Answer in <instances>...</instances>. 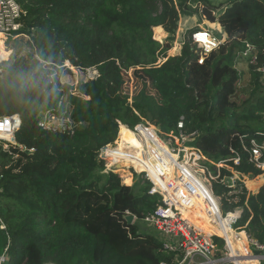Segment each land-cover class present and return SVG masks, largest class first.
Wrapping results in <instances>:
<instances>
[{
  "label": "trees",
  "instance_id": "trees-1",
  "mask_svg": "<svg viewBox=\"0 0 264 264\" xmlns=\"http://www.w3.org/2000/svg\"><path fill=\"white\" fill-rule=\"evenodd\" d=\"M17 1L24 11L21 33L30 39L27 54L0 63V116L22 118L15 143L0 142L6 264L173 261L156 232H141L125 219L127 211L141 218L160 203V195L149 193L151 182L133 170L134 183H123L99 158L122 129L129 130L125 142L141 151L130 130L145 122L163 135L197 133L195 146L219 174L212 186L224 213L241 208L234 227L264 244V183L249 192L243 180L264 173L249 151L252 139H264V0H232L221 8L210 0ZM200 1L207 19L221 25L223 41L202 63L201 49L189 40L169 55L181 17L194 15ZM154 29H164L166 41L155 39ZM65 62L98 75L64 83L63 74L71 73ZM244 62L247 84L238 67ZM44 111L76 126L45 129L39 124ZM121 144L117 151L141 164V152ZM235 172L241 178L235 187L221 181ZM188 209L202 230L221 236L197 205Z\"/></svg>",
  "mask_w": 264,
  "mask_h": 264
},
{
  "label": "built area",
  "instance_id": "built-area-1",
  "mask_svg": "<svg viewBox=\"0 0 264 264\" xmlns=\"http://www.w3.org/2000/svg\"><path fill=\"white\" fill-rule=\"evenodd\" d=\"M23 14L24 11L17 0H0V36L10 35L12 38L23 36L30 39V36L21 33ZM187 40L201 49L199 63H202L205 55L221 42L210 29L204 27L194 29L189 33ZM161 62L160 59L159 63ZM91 69H94L98 75L95 68L87 70ZM60 118L54 113L44 111L39 124L45 129L66 131L73 130L76 126L68 116L61 118L66 119L65 123H62ZM21 123L22 118L18 113L0 116V142H3L5 147L15 143V132ZM139 126L142 125H137L136 129L132 130L144 146V166L133 160V154L128 158L127 153L117 151L122 145L120 143L121 130L113 143L102 147L99 158L103 161L106 171L119 172V169L132 168L141 173L151 182L149 193L160 195V203L155 208L149 210L141 218L133 214L132 222L135 223L137 219H141L152 226L162 242L163 249L174 253L171 263L163 261L160 264H240L241 259L246 257L255 258L257 264H264V244L252 238L246 230L239 229L240 232L246 234L250 253H237L233 251L225 237L200 229L186 214L188 208L192 205L196 206V200L205 196L222 218L230 213H236V217L230 222V226L235 230L238 228H235L234 224L242 213L241 208L224 213L221 197L215 194L212 186V181L218 178L219 174L214 175L206 163L211 161L195 146L197 133L185 134L180 129L177 135H163L153 127L143 125L150 129H138ZM178 126L182 128L183 123L180 121ZM249 151L250 161L264 171V139L261 141L252 139ZM149 158L153 161L150 162ZM127 159L131 162L127 166H120V163L126 162ZM234 162L239 164V157L235 158ZM220 165L223 164H217L218 167ZM238 179L241 178L235 172L233 176L223 178L221 181L225 180L231 187H235ZM130 214H132L130 211L126 212V215ZM0 229H6L1 219ZM215 236L224 239L225 243L223 245L217 243ZM8 245L7 243L3 250L1 248L0 264H6L8 260Z\"/></svg>",
  "mask_w": 264,
  "mask_h": 264
},
{
  "label": "rangeland",
  "instance_id": "rangeland-1",
  "mask_svg": "<svg viewBox=\"0 0 264 264\" xmlns=\"http://www.w3.org/2000/svg\"><path fill=\"white\" fill-rule=\"evenodd\" d=\"M210 1L214 6L221 8L225 3H228L229 1H232V0H210ZM202 3H203L202 1H200L199 3L198 2L193 3V7L195 9H198V11H196L194 15H191V16L183 15L181 17L180 22H179V28L177 30L173 46L169 50V55L179 54L181 52L183 43L187 41L188 39L189 33H191L197 27L210 28L212 31L215 32L216 36L219 38L224 36V31L221 25L218 22L212 23L207 19V16L203 12L204 6H202ZM165 35L166 36L164 38H161L159 36V32L155 33V29H154V38L159 40L160 42L166 41L168 34L166 33ZM28 40L29 38L23 37V36L18 37V38H12L11 36H5V35L0 36V62L4 59H8L9 57H12V55L15 56V55L27 54L29 51V47L27 45ZM220 40L223 41L222 39ZM68 64L69 62H65L64 66H67L71 70V73L63 74V76L61 77V81L64 83H69L71 85H77L78 82L82 80H89L97 76L96 73L94 72V69L81 71L79 69H76L73 66H69ZM238 67L246 71V74L244 76V82L245 84H247L249 81L247 63L245 62L241 63L238 65ZM133 89L134 87L132 86V81H131V91H130L131 94H132ZM65 117L66 116H63L61 118H65ZM61 118H60L61 122L65 123L66 119H61ZM139 125H142V126L144 125V126L153 127L157 129L155 125L149 124L147 122L140 123ZM136 127L137 126H135V128H132V129H136ZM126 130L128 129H122L120 131V143L124 142L128 148L141 152L140 149L125 142L124 133ZM139 157H140V163L144 164V157L141 155ZM122 163H125V162H122ZM122 163H120V166L124 167V166H127L130 163V161L127 160L126 165H123ZM118 171H119L118 173H120V177L122 178L123 183H130V185L134 183L135 176H134V171L132 168L119 169ZM243 180L249 192H252V190L256 188L258 191L261 185L264 183V173L256 177L246 176L243 178ZM200 206L202 208L201 203H200ZM203 210L204 209H202V211ZM135 223L139 226V229L141 232H152V233L156 232V230L152 226H150L149 224H147L141 219H137ZM237 230L240 231L239 228ZM237 239L238 241H240V237H237Z\"/></svg>",
  "mask_w": 264,
  "mask_h": 264
},
{
  "label": "bare ground",
  "instance_id": "bare-ground-1",
  "mask_svg": "<svg viewBox=\"0 0 264 264\" xmlns=\"http://www.w3.org/2000/svg\"><path fill=\"white\" fill-rule=\"evenodd\" d=\"M159 32V36L163 37L164 32L157 31ZM10 36V35H7ZM70 64V63H69ZM70 66V65H69ZM138 129H150L146 128L144 126H139ZM130 132L135 136L137 141L140 143L142 150H141V156L144 157V146L141 143L140 139L136 136L133 130H130ZM150 162H152V158H149ZM123 165H126L127 163H122ZM207 189V187L205 186ZM207 199V201H206ZM210 200L205 196L201 197L200 200H196V205L198 206L199 210L201 211L202 215L209 220L211 223H213L219 230L221 236L225 237L230 246L232 247L234 252L241 253V254H249L250 249L247 241V237L245 232H240L235 230L230 226V222L233 220L234 217H236V213H230L227 217H221L217 210L210 205ZM200 203L203 205V211L200 206ZM191 212L189 210L186 211V214L188 217L191 219V221L199 227L198 223L196 222L195 218L190 214ZM200 228V227H199ZM201 229V228H200ZM228 236V237H227ZM237 237H240V241H238ZM240 264H257V260L255 258H249L246 257L244 259H241Z\"/></svg>",
  "mask_w": 264,
  "mask_h": 264
},
{
  "label": "water",
  "instance_id": "water-1",
  "mask_svg": "<svg viewBox=\"0 0 264 264\" xmlns=\"http://www.w3.org/2000/svg\"><path fill=\"white\" fill-rule=\"evenodd\" d=\"M125 219L127 220V222H128L129 224H131V223L133 222L134 215H133V214L126 215ZM0 254H1V245H0Z\"/></svg>",
  "mask_w": 264,
  "mask_h": 264
},
{
  "label": "crops",
  "instance_id": "crops-1",
  "mask_svg": "<svg viewBox=\"0 0 264 264\" xmlns=\"http://www.w3.org/2000/svg\"><path fill=\"white\" fill-rule=\"evenodd\" d=\"M157 27H158V26H157ZM161 27H162V26H161ZM162 28H163V27H162ZM208 29H210V28H208ZM210 30H211V29H210ZM163 31H164V36H163V37H161V38H164V37L166 36V35H165V34H166V32H165V30H164V29H163ZM159 39H160V38H159ZM161 41H162V40H161ZM259 186H260V185H259ZM259 186H258V187H259ZM252 192H257V188H256V189H253V190H252ZM202 207H203V205H202ZM202 209H203V208H202Z\"/></svg>",
  "mask_w": 264,
  "mask_h": 264
}]
</instances>
